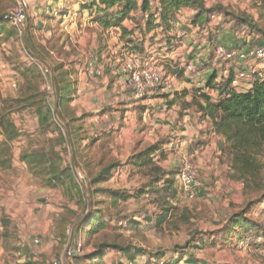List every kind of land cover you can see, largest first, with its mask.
Instances as JSON below:
<instances>
[{"label": "crops", "instance_id": "crops-1", "mask_svg": "<svg viewBox=\"0 0 264 264\" xmlns=\"http://www.w3.org/2000/svg\"><path fill=\"white\" fill-rule=\"evenodd\" d=\"M63 1L28 0L30 28L27 18L22 36H17L12 28H8L10 33L0 34V41L13 32L16 40H20L19 44H0V116L3 115L0 254L5 251L2 246L6 230L12 234L10 231L22 228L40 235L52 233L49 235L53 237L58 219L64 218L67 204L72 200L70 194L80 193L84 201L83 191L89 188L95 189L97 196L103 191L121 192V188L112 189L109 184L119 186V179L123 181L126 173L141 171L143 168L135 164V157L153 146L162 147L160 150L165 154L163 160L160 156L153 158L156 165L175 175L177 180L175 197L168 199L170 205L180 206L188 198L178 182L179 174L169 168L167 162L179 165L177 159L182 162L184 155L191 158L206 182L197 190L198 197L214 192L212 183L222 186L217 178L219 174L233 173L225 140L214 132L213 121L208 111H204L207 105L201 96L207 94L211 105L218 104L227 81L231 80L230 75L237 73L238 65L216 58L218 46L248 50L262 46L264 39L256 38L254 42L249 37L239 38L231 24L225 23L227 18L236 20L218 10L205 15L207 24L195 25L193 21L198 11L187 7L180 12L171 32L175 45L170 49L161 22L146 29L147 17L141 11L133 12L123 22L127 32L124 35L122 29H105L101 22L104 16L117 12V8L106 12L100 0H66L69 10L64 11ZM153 3L158 5V0ZM216 3V0H204L206 9L220 7ZM155 13L152 10V14ZM12 41L14 43V38ZM13 45L18 54L12 52ZM130 55L140 56L146 65L163 71L171 88L159 87L145 100L135 101L120 64ZM13 57L23 61L26 67L20 69L23 73L11 70ZM184 62L209 67L203 68L202 78L196 79L180 71L178 66ZM220 62L226 64V68ZM247 65L253 64H244ZM90 70H100L102 75L92 76ZM35 80L43 95L47 86L54 89L55 96L48 100L47 106L33 102L14 107L6 105L23 99L29 84ZM210 82L212 86L208 88ZM250 86L247 84L238 92H246ZM5 123L15 129L16 137L12 140L5 132ZM27 127L34 129L30 146L25 145L28 133L24 134L21 129ZM42 134L45 138L35 141V137ZM34 141L43 144V148L33 150ZM3 145L6 149L20 145L18 155L14 148L15 152L4 158ZM97 153L106 155L102 154L101 158ZM105 160L120 163L122 167L117 166L112 171L109 181L92 184V178L104 169ZM94 165L99 168L96 172ZM5 179H8L6 183ZM127 189L129 192H125L133 195ZM110 199H113L111 195L108 200L117 205ZM103 201L106 200L97 202ZM5 215L18 221L10 225L3 219ZM24 234L25 239L31 237ZM41 241L36 238L32 245L40 248L37 245ZM109 257L111 260L106 261ZM130 257L134 258L133 263ZM144 257L146 255L110 253L100 264H139L137 260Z\"/></svg>", "mask_w": 264, "mask_h": 264}, {"label": "rangeland", "instance_id": "rangeland-1", "mask_svg": "<svg viewBox=\"0 0 264 264\" xmlns=\"http://www.w3.org/2000/svg\"><path fill=\"white\" fill-rule=\"evenodd\" d=\"M17 1L23 0H0V16H7L9 11L17 6ZM150 1L151 10L160 13V1L158 0V5H155L153 0ZM216 2L215 5L223 6L230 12L245 14L250 18V23L255 26L254 28L247 25L243 26L239 21L234 22L233 20H227L228 18L226 19L225 23L231 24L232 30L239 38L246 40L249 37L254 42H256V38H264L262 35V31L264 32V6L260 0H216ZM24 3L27 6V11H29L28 0H25ZM62 3L65 5L64 11L69 10V7H67L68 1L64 0ZM87 3L90 4V2ZM79 4L82 5L81 2ZM30 17V13H27L29 28L32 21ZM203 23L207 24V21L203 20L199 24L202 25ZM7 28H11L10 25ZM15 33L19 36L17 32ZM15 33H11V36L5 35V39L0 41V44H19L20 40H16ZM12 52L17 53L14 45L12 46ZM20 59L19 57L11 58V70L23 73L24 71L20 69L23 67L24 70L26 67ZM120 64H123V61ZM220 64L226 68V64L223 62H220ZM257 64L259 65L258 70L264 69L262 62ZM208 67L209 65L203 68ZM165 79L167 80L168 77ZM244 87H247V85H244ZM46 88L43 89V92L47 97ZM242 89L243 87L238 90ZM36 99H39V97L37 96ZM8 105L14 107V105L22 104L12 103ZM21 129L24 134L28 133V138L25 139V145H28L31 142L34 129L30 127ZM44 138L45 135L42 134L36 136L35 141H42ZM35 141L33 150H41L44 145ZM18 146L20 147V145H10L8 147L10 149H6L3 145L4 158L14 153V148L16 149V155H18ZM227 148L229 149L228 146ZM227 153V160L231 164L230 167H232L233 173L227 171L224 175H218V181L222 186L219 184L214 185L211 182L214 192L208 195L205 194L202 197L197 196L194 200L187 199L180 206L170 205L169 201L166 200L167 198H165V192L156 193V186L158 188L163 187L164 183L159 185L152 183V167L143 168L137 173H126L123 181L119 179L121 184L119 186L109 184L110 188L119 187L125 196H130L128 200H117V205L116 203H110L108 200L109 194L101 193L100 196L96 194L90 196L88 189L86 191L84 188L83 201L80 193L74 192L70 194L72 200L67 204L69 207L65 209L64 218H59L57 221L56 231L53 234L54 238L50 237L52 233L40 235L37 232L34 233L20 228L19 230L10 231L13 232L10 234L6 230L7 233H3L2 246L5 251L0 254V264H53L64 256L67 247H75L78 244L82 245L81 257L69 260L68 264H100V262L97 263L98 261L86 259V256L96 253L98 247L102 244H113L122 248H140V250L146 252V257L138 259L139 264H264V200H262L264 195V153L257 157L259 168L246 180L241 179L233 169V157L230 156L229 150ZM102 154L103 156L106 155L97 153L98 157L101 156V158ZM176 161L179 165L175 162L172 164L167 162V164L169 168L176 170V174H179L181 162L179 159ZM106 162H104V168L113 165V163L117 164L118 167H122V164L114 161ZM98 170L99 168H95L94 165L93 171ZM203 176L201 174L199 189L203 188V184H206V182H203ZM7 181L8 179H5V183ZM127 188L130 189L133 195L126 193L129 192ZM93 192H95V189H93ZM140 192L146 194L140 196ZM136 194L137 197H135ZM105 197L107 199H104ZM101 200L106 201L98 205L96 202ZM110 200L113 201V199ZM167 209L171 213L170 217L161 227H157L156 217ZM96 210H99L107 221L104 229L92 233L89 231L90 227L86 228L81 223L86 218L94 215ZM5 211H7V208ZM239 214H243V217L247 218L248 226L259 228V230L250 228L248 234L243 236V229H236L229 235L227 226L234 219V216ZM3 219L10 225L18 221L11 219L9 215H5ZM74 230H77L76 236H74ZM24 233H28L27 236L31 234V237L25 239ZM256 234L263 236L261 244L252 242L253 238L251 237ZM33 238L42 240V243L40 242L37 245L40 248L32 245ZM111 258H105V260L110 261ZM130 262H134L133 257H130ZM127 263H129L128 259Z\"/></svg>", "mask_w": 264, "mask_h": 264}, {"label": "trees", "instance_id": "trees-1", "mask_svg": "<svg viewBox=\"0 0 264 264\" xmlns=\"http://www.w3.org/2000/svg\"><path fill=\"white\" fill-rule=\"evenodd\" d=\"M159 1L161 12L158 13V11H156L155 14H152L150 0H100V3L104 6V11L109 12L115 8L118 9L114 14L104 16L101 22L105 29L120 28L123 30V34L126 35L127 32L122 26L123 22L126 19H129L133 12L141 11L147 17L145 23L146 29L150 30L157 22H161V26L166 33V45L170 49H172L175 45L171 41L173 40L171 32L178 23V16L180 12L187 7H194L198 11L195 20L193 21V24L195 25L203 22L205 15H211L213 11L218 10L221 11L223 15L231 16L236 21L241 22L243 26L247 25L249 27H255L252 23H250V18L245 14L227 12L226 9L221 6L218 8L206 9L204 6V0ZM260 1L264 6V0ZM8 25L9 23L7 22L6 16H0V34L2 32L10 33V30L7 28ZM262 35L264 37L263 31ZM259 48L264 49V42ZM230 76L232 80L233 73ZM254 77V82L251 83L248 91L242 93L232 88V81L228 80L223 92L221 93L222 99L218 104L211 105L212 100L207 94H203L201 96L207 105L204 107V111H208L209 116L213 121L214 132L225 140L226 145L229 147L228 150L230 152V156L232 155L231 157H233V169L243 180H246L259 168L257 157L264 153V69L258 70ZM37 85L38 80L31 82L26 93L27 95L18 103L25 104L33 102L38 106H47L48 98L45 94H41ZM211 86V82L208 83L207 87L211 88ZM37 96L39 99H36ZM63 99L64 98H61L62 101ZM8 104L11 103L8 102L7 105ZM2 122L3 115L0 116V127L3 126ZM5 125V132L7 133L9 140L14 139L16 137L15 129L9 123H5ZM156 156H160L161 160L165 159L164 152L158 149V147L153 146L137 155V157H135V164L140 166V168H153V175L151 177V181H153L152 183H157L158 185L164 183L163 187L160 186V188H158V186H156L157 190L155 191L156 193L165 192V198H167L166 200L168 201V199L175 197L176 190L174 189V186L177 180L175 175L171 176V174H168L159 166L155 165L153 158ZM117 166V164H113L104 168L100 174L92 178V184L96 185L109 181L112 171ZM88 191L90 196L98 193L97 191L93 192L91 188H89ZM103 193L110 194L113 200H115L114 202H118L117 200L121 199L128 200L130 198V196H125V194L121 192L103 191ZM139 194L140 196H143L146 193L140 192ZM135 197H137V194ZM166 200L164 201L166 202ZM262 200H264V195ZM96 203L98 205L102 204L101 202ZM170 215L171 213L169 209H167L164 210L161 215L157 216V227H161L164 223H166ZM106 221L107 220H105L103 214L99 210H96L94 215H91L90 218H86L82 221L81 225L86 226V228L90 227V232L97 233L98 230L104 229ZM247 224L248 220L243 217V214L234 216V219L231 220L230 224L227 226V229L229 228L228 234L230 235L236 229H243L242 234L244 236L248 234V230H250V228H252V230H259V228L251 227ZM74 231V236H76L77 230ZM254 236L258 238L263 237L259 234ZM203 242L205 243V240ZM110 253H122L125 255L132 253L135 257L146 255V252L140 250V248H122L113 244H102L98 247L96 253L94 252L92 255L86 256V259L98 261L97 263H99L107 254ZM78 257H81V255L75 256L73 259H77Z\"/></svg>", "mask_w": 264, "mask_h": 264}, {"label": "built area", "instance_id": "built-area-1", "mask_svg": "<svg viewBox=\"0 0 264 264\" xmlns=\"http://www.w3.org/2000/svg\"><path fill=\"white\" fill-rule=\"evenodd\" d=\"M10 27L16 31L19 36L24 34L27 25V6L24 1L17 2V6L11 9L6 16ZM216 58L219 61L238 65L237 73L232 77V88L239 91V88H245L247 84L254 82V75L258 71V64H264V49L251 48L244 49H226L223 46H218L216 49ZM252 63L253 65L244 66V64ZM202 64H194L192 62H184L179 64L180 71L193 78L200 79L203 75ZM123 74L128 78L132 97L135 101L145 100L151 93L159 87L170 89L171 82L166 80L163 71H159L146 65L140 56L130 55L127 60L121 64ZM92 76L102 75L100 70H90ZM17 86L14 85V88ZM47 98L49 102L54 98L55 92L51 86L46 88ZM209 92V90H208ZM178 182L182 186L188 199L194 200L197 197V190L201 186L200 171L193 163L188 155L182 157L181 168L178 176ZM252 242L261 244L263 239L256 236ZM249 238V239H251ZM248 239V240H249ZM247 242V240H246ZM82 245L78 244L75 247H67V250L62 258L55 261L53 264H68L75 256L82 254Z\"/></svg>", "mask_w": 264, "mask_h": 264}]
</instances>
